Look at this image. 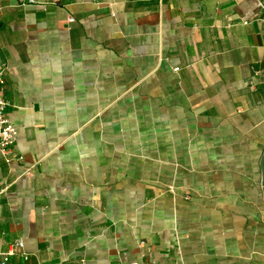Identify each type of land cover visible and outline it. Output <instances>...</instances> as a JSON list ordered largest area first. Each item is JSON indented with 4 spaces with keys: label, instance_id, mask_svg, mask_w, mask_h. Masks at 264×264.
I'll return each mask as SVG.
<instances>
[{
    "label": "crops",
    "instance_id": "1",
    "mask_svg": "<svg viewBox=\"0 0 264 264\" xmlns=\"http://www.w3.org/2000/svg\"><path fill=\"white\" fill-rule=\"evenodd\" d=\"M253 8L0 0L18 130L0 153L11 264H264V15L245 21Z\"/></svg>",
    "mask_w": 264,
    "mask_h": 264
},
{
    "label": "built area",
    "instance_id": "2",
    "mask_svg": "<svg viewBox=\"0 0 264 264\" xmlns=\"http://www.w3.org/2000/svg\"><path fill=\"white\" fill-rule=\"evenodd\" d=\"M34 1V0H30ZM264 15V1L254 0V8L250 14L244 17L245 21L251 18H261ZM70 21L74 18L70 17ZM178 70V68H175ZM8 69L5 64H0V153L2 155H9L15 146L18 130L11 122L8 116V108L10 106L9 100L5 97V88L7 83ZM19 247L23 246L22 242H17ZM13 252L0 250V264H11L9 257Z\"/></svg>",
    "mask_w": 264,
    "mask_h": 264
},
{
    "label": "water",
    "instance_id": "3",
    "mask_svg": "<svg viewBox=\"0 0 264 264\" xmlns=\"http://www.w3.org/2000/svg\"><path fill=\"white\" fill-rule=\"evenodd\" d=\"M261 170H262V185H263V192H264V153L261 159Z\"/></svg>",
    "mask_w": 264,
    "mask_h": 264
}]
</instances>
